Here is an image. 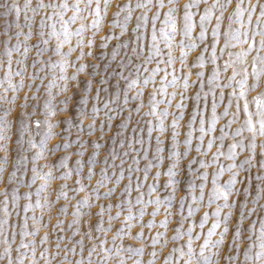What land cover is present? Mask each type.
<instances>
[{
  "label": "snow or ice",
  "instance_id": "obj_1",
  "mask_svg": "<svg viewBox=\"0 0 264 264\" xmlns=\"http://www.w3.org/2000/svg\"><path fill=\"white\" fill-rule=\"evenodd\" d=\"M158 262L264 264V0H0V264Z\"/></svg>",
  "mask_w": 264,
  "mask_h": 264
},
{
  "label": "rangeland",
  "instance_id": "obj_2",
  "mask_svg": "<svg viewBox=\"0 0 264 264\" xmlns=\"http://www.w3.org/2000/svg\"><path fill=\"white\" fill-rule=\"evenodd\" d=\"M117 2V0H113V5L115 4ZM184 2V0H181V3H183ZM209 28H211V25L209 26ZM117 31H119L118 29H117ZM73 43H75V39L73 38ZM114 43V42H113ZM102 51L103 50H101V49H94V52H96V56H95V58H93V57H88L87 58V62L89 63V64H93V63H95V64H99L100 65V70L101 71H103V67H104V64L107 62L106 60H105V58L103 57V55L101 54L102 53ZM177 55H178V51H177V53H176ZM75 55H76V53H73V57H75ZM191 55H195V53H193V54H191ZM190 58H191V56H190ZM115 65H113V67H114ZM110 70V69H109ZM71 71V70H70ZM82 79H83V76L81 77ZM99 79V77H97V80ZM193 79H195V77L193 76ZM93 87H95V84L93 85ZM169 91H171V89H169ZM21 96L23 95V92H21V94H20ZM29 95H31V93H29ZM210 100H211V97H209V102H210ZM226 102V101H225ZM18 103H20V101H18ZM30 104H32V103H36L35 101H30L29 102ZM170 119V118H169ZM88 123V121H85V124H87ZM116 123H119V121H116ZM131 129H129V131H130ZM113 131H115V129L113 130ZM113 133H108V135H112ZM153 135H155V133L153 134ZM103 143V142H102ZM89 151H91V149H89ZM105 155V153L102 151L101 152V154H100V157H101V159L103 158V156ZM85 158H87V153H86V157ZM74 161H75V157L73 156V157H71V159L69 160V167H72L73 165H74ZM39 163H41V164H43L44 163V161L43 160H41ZM118 163V162H117ZM225 163H227L226 161H225ZM101 165H97V169H99V167H100ZM141 167H143V162L141 163ZM153 171H155V169H153ZM209 171H211V169L209 170ZM150 179H151V177H150ZM165 178L164 177H162L161 178V180L163 181ZM222 180L223 179H227V173H225V175H224V177H222L221 178ZM40 183V181L38 180L37 181V185ZM69 185L71 186L72 185V182H71V180L69 181ZM35 187V186H34ZM211 187V176H209V183H208V188H210ZM21 191H23V189L21 190ZM69 195L71 196V193H69ZM80 195H83V193H81ZM133 195H135V193L133 194ZM61 203H64V201L62 200L61 201ZM70 204H75V201L74 200H71L70 202H69ZM214 207V206H213ZM150 210V209H149ZM55 211V210H54ZM71 211H72V208L70 207L69 208V213H71ZM115 211V210H114ZM204 211V209H201L200 210V213H198L197 215L199 216L200 214H202V212ZM149 217H145V220H147ZM162 218V214H161V216H158L157 217V219L159 220V219H161ZM54 219H55V217H54ZM67 219H71V216L69 215L68 217H67ZM115 223H119L118 221L117 222H115ZM208 226H210V222H209V225H206V228L208 227ZM135 230V229H134ZM43 229H41V234H43ZM170 235H171V232L169 233ZM111 236V233H109V237ZM158 264H159V262H158Z\"/></svg>",
  "mask_w": 264,
  "mask_h": 264
}]
</instances>
